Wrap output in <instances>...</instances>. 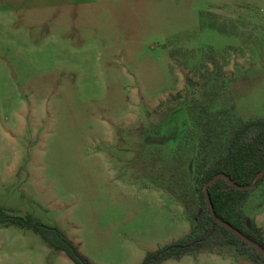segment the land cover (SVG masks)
Here are the masks:
<instances>
[{
  "label": "rangeland",
  "instance_id": "obj_1",
  "mask_svg": "<svg viewBox=\"0 0 264 264\" xmlns=\"http://www.w3.org/2000/svg\"><path fill=\"white\" fill-rule=\"evenodd\" d=\"M212 99L264 117V0H0V206L94 264H142L191 231L174 154L189 106ZM245 212L264 230V187ZM0 264L73 262L0 225Z\"/></svg>",
  "mask_w": 264,
  "mask_h": 264
},
{
  "label": "trees",
  "instance_id": "obj_2",
  "mask_svg": "<svg viewBox=\"0 0 264 264\" xmlns=\"http://www.w3.org/2000/svg\"><path fill=\"white\" fill-rule=\"evenodd\" d=\"M236 109L235 103L230 101L216 109L213 99L205 105L189 106L182 122L184 134L177 143L174 157L180 169L192 172L191 183L196 194L191 202L195 206L192 228L182 239L148 252L142 264L180 261L187 255L203 253L223 256L226 250L233 251L237 259L264 264L259 252L216 223L205 197V186L216 176L224 174L231 178L237 186L219 179L208 188L216 217L264 249V230L245 212L251 196L264 187V117L245 120ZM258 175L261 178L255 182ZM252 184L254 187L250 190L239 188ZM0 225L35 232L48 247L64 253L73 264H94L59 227L44 225L32 216L13 215L1 206Z\"/></svg>",
  "mask_w": 264,
  "mask_h": 264
},
{
  "label": "water",
  "instance_id": "obj_3",
  "mask_svg": "<svg viewBox=\"0 0 264 264\" xmlns=\"http://www.w3.org/2000/svg\"><path fill=\"white\" fill-rule=\"evenodd\" d=\"M261 178V175H258L255 182L258 181L259 179ZM219 179H225L227 182H229L230 185L232 186H237V184H235L234 181L231 180V178L227 177L226 175L224 174H221V175H218L216 176L212 181H210L206 186H205V197H206V200H207V203H208V206L210 208V211H211V214L214 218V220L216 221V223L218 224H221L222 226H224L225 228H227L228 230H230L231 232H233L235 235H237L241 240H243L246 244H248L250 247L254 248L257 252H259L263 257H264V249L259 245L257 244L256 242H253L251 241L250 239H248L245 235H243L241 232L237 231L236 229H234L233 227H231L230 225H228L227 223H224L222 222L221 220H219L217 217H216V214H215V210H214V207H213V203H212V200L210 198V195H209V191H208V188L214 183L216 182L217 180ZM254 187V184L250 185V186H246V187H239L241 189H244V190H250ZM248 226L250 227L251 226V221L248 220Z\"/></svg>",
  "mask_w": 264,
  "mask_h": 264
}]
</instances>
